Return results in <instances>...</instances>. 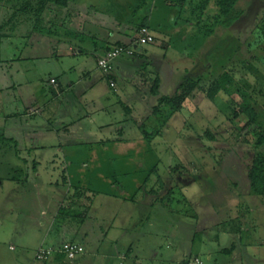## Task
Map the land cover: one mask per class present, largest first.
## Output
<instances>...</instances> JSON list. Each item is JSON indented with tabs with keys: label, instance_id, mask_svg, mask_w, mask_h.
<instances>
[{
	"label": "rangeland",
	"instance_id": "1",
	"mask_svg": "<svg viewBox=\"0 0 264 264\" xmlns=\"http://www.w3.org/2000/svg\"><path fill=\"white\" fill-rule=\"evenodd\" d=\"M7 1L0 4V37L14 35L17 46L21 39L28 40V36L53 43L62 39L74 40L75 50L83 54L76 59L72 57V60L75 64L83 62L89 76L96 71L103 76L96 62L103 48V19H113L123 29L129 26L131 29L149 12L148 5L141 0H129V5L128 0H74L90 21L81 31L83 36L68 31L67 27H74L69 21V11L59 17V10L52 6L49 8L50 17L56 20L58 27L55 29L48 19H44L45 32L35 33L32 22L19 23L27 17L18 14L15 4ZM119 2L123 4L122 14L118 13L121 8L116 7ZM196 2L186 0L182 5L176 2L175 21L172 16H169L170 22L158 18L162 30L156 33V37L169 48L141 46L150 56L156 55V59H146L144 66L138 65L136 72L139 76H134L138 90L130 88L125 101L120 97V101L131 107L130 114L124 112L121 105L115 108L119 126L145 127L149 137L139 133L142 134L140 142L131 138L121 145L118 153L111 149L118 150L120 145H111L105 156H70L75 163L89 165V176L94 174L89 189L97 187V191L107 193L112 191L113 185L116 193H124L137 202L141 201L144 191L154 192L147 195L146 204L154 206L161 198L165 205L158 204L152 209L143 206L145 203L137 206L135 223L127 224L129 236L116 232L108 236L109 240H117V248L104 242L110 228L106 225L100 227L95 221L82 226L79 221L75 223L76 220L67 225L58 220L52 229L40 227L36 215L46 203L53 206L52 189L47 183L55 177L48 170L52 168V156H21L16 154L14 145L0 141V264H44L35 261L40 245L54 247L53 241L67 243L70 237L66 240V235L72 227L80 232V236V227H83L89 230L92 238H97L86 248L90 255L81 264H120V261L123 264H191L197 260L203 264H264V196L254 195L248 178L255 154L264 156V21L261 23L264 0H240L238 8L243 12L240 21L229 31L218 29L210 38H206L211 26L206 17L200 26L192 17L191 7ZM214 5L213 1L208 16L216 12ZM188 22L197 27L198 36H191L195 38L193 40L189 38L191 27L184 25ZM16 24L18 27L12 30ZM4 39L0 43H4ZM28 45L27 50L24 47L16 50L5 43L0 57L5 61L10 55L34 58L53 51L41 46L32 49V45ZM196 58L197 63L192 64L190 61ZM55 62L57 60L51 62V70H54ZM32 64L24 66L36 76ZM154 65L170 69L167 71L171 75L176 74L179 77L175 81L177 85L185 76L199 80V89L185 102L182 113L170 118L160 117L154 128H150L153 125L150 121L154 120L150 111L152 113L156 102L153 104L152 96L145 93H150L154 80L144 82L149 90L145 91L141 87L143 79L140 74L155 71ZM3 68L0 66V70ZM75 72L82 75L78 68ZM166 72L161 73L164 78ZM45 75L49 80L55 73L45 72ZM217 84L221 86L217 95L219 104L208 98V93ZM178 87L175 84L167 86L164 82L163 89L160 85V95L171 96ZM124 88L125 82L120 80L118 89ZM223 106L233 112L253 107L258 115L256 126L247 134H241L240 126L246 116L240 113L237 119L231 120L225 114L228 112L222 110ZM118 114H123L124 118H119ZM152 134L155 136L151 137ZM91 149L97 151V146ZM35 162H40L39 167ZM36 168L42 174L38 179L34 176ZM76 168L81 171L75 174L85 171L78 168V164L74 165L73 171ZM26 177L29 179L27 183ZM171 188L174 190L169 195ZM109 210L103 207V216L108 212L111 214ZM121 222L119 219V225ZM102 235L103 241L100 240ZM76 241L82 243V240ZM92 250L95 253L92 254ZM227 250L232 251L226 253ZM117 251L121 254H116ZM128 253L131 258L125 256Z\"/></svg>",
	"mask_w": 264,
	"mask_h": 264
},
{
	"label": "crops",
	"instance_id": "2",
	"mask_svg": "<svg viewBox=\"0 0 264 264\" xmlns=\"http://www.w3.org/2000/svg\"><path fill=\"white\" fill-rule=\"evenodd\" d=\"M185 1L141 0L143 4L148 5L149 12L147 11L142 17L141 22L135 24L131 29H129L130 26L123 29L122 25L113 22V19H109L108 21L103 19V25H101L103 29V48L102 54L96 57V62L98 58L104 55L107 48L118 45L133 47L138 53V55L133 57L118 59L110 75L103 73L102 76L96 71L89 76L83 67V62L79 61V63L75 64L72 57L76 59L83 52L75 50L73 46L74 40L69 41L68 39L67 41L66 39L65 41L62 39V41L53 43L43 42V38L41 37L28 36V40L21 39L17 46L14 44L15 37L12 35L4 39V43L1 41L0 54H2L3 44L5 43L13 46L16 50H19L21 47H24L25 50L29 49V43L32 45V49L41 46L53 50L42 57L28 58L26 56L23 58L21 55L20 57L10 55L6 61L0 57V66L4 67L0 70V141L14 145L16 154H21V156H52L50 162L52 168H48V170L55 177H51L52 179L47 183L52 189L54 207L46 203V206L42 207L40 213L36 215V220L40 227L47 226L52 229L58 220L64 225L74 224L76 220L75 223L79 221L82 226L88 221H95L99 223L100 227L106 225L110 228L105 234L104 242L114 246L117 240H109V234L116 232L121 235L125 234L126 237L129 236L130 230L127 224L135 223L137 206L145 203L143 206L149 209L155 207L146 204L147 194H143L141 201L137 202L133 198L126 197L124 193L122 195L118 192L116 193L113 185L112 191L107 193L97 191V187L89 189L88 186L91 184L92 177L94 176V174L89 176L91 174L89 165L75 163V159L70 156H105L109 154L111 145L112 147L120 145L118 150L111 149L116 150L118 153L121 152V145L126 144L129 139L135 138L140 142L142 134H139L141 132L138 126H119L116 118L117 111L115 110L117 105H121L124 112L126 111V113L130 114V111H132L131 107L120 101V97L125 101L126 94L130 95V91L128 90L130 88L137 89L134 76L135 74L139 76V73L136 72L138 65H143L146 59H152L151 61L156 59V55L150 56L146 51L147 49L138 46L135 40L142 29H140V26L144 25V28L149 29L155 39V43L151 45L165 49L169 48L168 44L163 43V41L160 42L156 37V33L162 30L158 18H161L163 22L165 20L170 22L169 16H172V19L175 21V9H177L175 8V4L177 2V4L182 5ZM120 2H123V0H120ZM120 2L116 7L121 8L118 13L122 14L123 4ZM127 3L128 5L131 4L129 0ZM125 8H127V5ZM80 9L75 1L72 0L68 11L70 16L69 21L71 26L74 27L71 29L69 26L67 29L76 35L83 36L81 31L86 29L90 21L86 20L87 18H85L84 13ZM116 20L118 21L117 17ZM76 21L78 22L75 25ZM184 25L187 28L191 27L190 40L197 38V27L189 22ZM132 31H134L133 36L131 35ZM194 35L195 38H191ZM164 42H166V39ZM201 49L202 47L199 51ZM53 60H57V62H55V66H52L55 67L53 68L54 70H51L50 65ZM190 62L196 64L197 58L195 61L191 60ZM27 63H33L31 68L35 67L36 76L30 73L29 69L24 66ZM154 67L155 71L151 73L145 72L143 75L140 74V77L143 79L141 87H144L145 91L149 90L146 86L147 84L144 85V82L146 80L155 81L156 78H160L162 89L164 88V82H167V86L170 84L179 86V84L175 83L179 77L175 76L176 74L171 75L167 71L170 69L157 67L156 65ZM76 68H78L82 75L75 72ZM186 70L185 74L189 72L188 69ZM164 71H167L165 74L166 78L161 74ZM45 72H53L55 75H51L49 80H47ZM43 76L45 79H43ZM183 78L180 82H182ZM53 79L56 80L57 88L50 83ZM120 80L125 82V88H129H124V90L118 89ZM111 82H114L115 88L110 87ZM145 91L140 90L143 94ZM111 93L116 96H113ZM147 94L151 95L149 92L145 93V95ZM146 99L147 97L144 96L143 100L146 101ZM152 99L154 101L153 104L157 103L156 97L152 96ZM150 114L154 118L153 122L150 121L153 124L150 125V128H154L159 119L153 116L151 111ZM118 115L119 118H124L123 114ZM137 122L141 124V122ZM94 145L97 146V151L91 149ZM35 163L39 167L40 162ZM75 164H78V168L82 167L85 171L75 174L81 171V169L77 170V168L73 171ZM38 169L36 168L34 172V176L37 179L42 176ZM28 181L29 179L26 177L25 183ZM139 193H141V190ZM103 207L106 210L110 209L109 211L112 213L109 214L108 212L103 216ZM118 210H121L120 213ZM82 216L85 217L79 219ZM119 219L122 220L121 225H119ZM74 229L72 227V231L67 232L66 240H68V236L70 237L67 243H77L83 246L85 254L75 261H68L64 257L57 255L42 263H85L87 255H90V253H87L86 248L91 245V241L97 238H92L89 235V230H84L83 227H80L82 231L81 236L80 232ZM76 239L82 240V243L76 241ZM100 240L103 241V235ZM64 243L66 242L53 241L52 246L59 248ZM117 247L118 245L115 246V248ZM91 252L92 254L95 253L93 250ZM115 253L121 254L120 251ZM125 256L132 257L131 253ZM120 264H123L122 261H120Z\"/></svg>",
	"mask_w": 264,
	"mask_h": 264
},
{
	"label": "trees",
	"instance_id": "3",
	"mask_svg": "<svg viewBox=\"0 0 264 264\" xmlns=\"http://www.w3.org/2000/svg\"><path fill=\"white\" fill-rule=\"evenodd\" d=\"M10 1H12L13 2L12 4H15V6L17 7L16 12L18 14H24L27 17L25 20L23 21L21 20L19 23L27 24L28 22H32L30 24L33 25V31L35 33L45 32L44 27L42 25V21L44 19L45 20L48 19L49 22L52 23L56 29V27H58V24L56 20H53L50 17L49 8L52 6L57 10H59V17H60L64 11H68L69 5L72 2V0H8L7 3H9ZM213 1L215 3L214 6L216 8V12L214 11L212 16H208L209 15L208 11ZM239 1L240 0H197L196 5L192 4L191 7L192 17L195 20V22L199 24L198 26H200V23H203V20L206 17L207 19L206 22L211 24L210 29L206 32L207 35L206 38L213 37L218 29L229 31L237 24L238 21H240V19L243 16V12L238 8ZM2 3H4V0H0V4ZM210 12H212V9ZM263 21H264V15H263V19L261 20V23H263ZM17 27H18L17 24L14 25L12 30L16 29ZM144 27H145L144 25H141L140 29ZM9 36L10 35H4L3 37L8 38ZM3 37H0V40ZM115 47H122V45H118ZM112 48L113 47L107 48L105 52H108ZM136 55H138L137 52L135 53L134 56ZM198 81H195L194 79L185 76L181 84L179 85L178 90L173 95L163 96L160 95V78H156V80L153 82V85L150 87L151 95L157 98L156 106H154L152 110L153 116H155L158 119L160 117L170 118L178 113H182L184 110L185 102L188 99H190L194 95V93H196V91L199 89ZM220 91H221L220 84L215 85L208 93L209 100L213 103L219 104L217 95ZM222 110L228 112V114L226 112L225 114L228 115L230 117L229 119L231 120L237 119L240 113H243L246 116V120L244 121V124L240 126L239 131L241 132V134L242 133L247 134L257 124L258 115L254 110V108L251 106H248L247 108L243 109L240 112H233L232 110H229L224 106L222 107ZM140 127H141L140 132L145 137L146 136L149 137L150 134L145 131L146 130L145 127L142 126ZM153 136H155V134L151 135V137ZM210 137L211 139H213L212 136ZM248 178L250 181L251 190L254 193V195H256L257 197H263L264 196V156L263 155L255 154L254 158L251 161ZM146 184H147V180L145 181V184L142 188L143 191L145 190ZM172 190H174V188L170 189V191L168 192L169 195ZM144 192L147 195H153L154 193V192L147 193L146 191ZM164 202H165L164 199L159 198L154 203V206H157L158 204L165 205ZM84 217L82 216L79 219ZM71 244H75L77 246L82 247L84 249V254H85V248L83 246L77 243H71ZM232 250H227L225 252L229 253Z\"/></svg>",
	"mask_w": 264,
	"mask_h": 264
},
{
	"label": "built area",
	"instance_id": "4",
	"mask_svg": "<svg viewBox=\"0 0 264 264\" xmlns=\"http://www.w3.org/2000/svg\"><path fill=\"white\" fill-rule=\"evenodd\" d=\"M135 43L138 46L151 45L155 43V39L150 33L149 29L142 28L135 40ZM136 53V50L133 47H113L108 52H105L100 58L97 59L98 68L106 75L112 73L114 69L115 62L122 57H133ZM51 85L57 88L56 80L50 81ZM111 88H115L114 82L110 83ZM84 254V249L80 246L71 243H64L59 248L54 247H45L44 245L40 246L39 250L36 253L35 261L45 262L59 255L64 257L68 261H74L78 257ZM191 264H203L200 260H197L196 263L192 262Z\"/></svg>",
	"mask_w": 264,
	"mask_h": 264
}]
</instances>
